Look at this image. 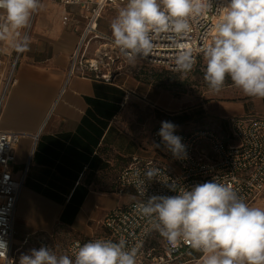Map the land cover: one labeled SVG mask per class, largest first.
Here are the masks:
<instances>
[{
  "label": "clouds",
  "instance_id": "9594fccd",
  "mask_svg": "<svg viewBox=\"0 0 264 264\" xmlns=\"http://www.w3.org/2000/svg\"><path fill=\"white\" fill-rule=\"evenodd\" d=\"M41 0H0V42L17 54L30 51V38L23 30ZM103 4L97 9V15ZM215 13L204 28L200 21ZM113 45L129 64L148 59L160 47L175 49L177 72L187 74L204 61L203 79L218 94L226 80L247 97L264 99V0H126L110 24ZM197 32L200 46L193 33ZM176 125L162 121L157 135L164 150L185 159L186 145L175 134ZM163 173L148 168L133 173L138 200L137 213L169 245L183 242L202 253L203 264H264V207L250 206L230 184L215 179L191 188L159 179ZM158 180L175 195L147 196L148 185ZM140 245L96 239L76 244L74 257L57 255L42 245L21 254L18 264H137ZM7 241L0 238V257H6Z\"/></svg>",
  "mask_w": 264,
  "mask_h": 264
},
{
  "label": "crops",
  "instance_id": "0c3cea01",
  "mask_svg": "<svg viewBox=\"0 0 264 264\" xmlns=\"http://www.w3.org/2000/svg\"><path fill=\"white\" fill-rule=\"evenodd\" d=\"M41 5L23 30L30 51L21 55L0 115L1 129L36 135L15 148L14 175L26 172L14 226L21 244L28 236L37 239L33 234L46 238L57 226L70 229L72 239L101 234L106 213L134 199L131 192L117 193L121 170L134 155L159 156L151 136L153 146H143L120 122L135 92L130 76L118 72L107 81L79 63L71 72L88 14L59 0ZM10 49L0 42L5 69ZM249 107L222 102L221 117L245 115Z\"/></svg>",
  "mask_w": 264,
  "mask_h": 264
},
{
  "label": "built area",
  "instance_id": "2783aa9c",
  "mask_svg": "<svg viewBox=\"0 0 264 264\" xmlns=\"http://www.w3.org/2000/svg\"><path fill=\"white\" fill-rule=\"evenodd\" d=\"M63 5L80 6L88 14V23L79 49L75 55L71 72L77 63L86 69L96 72L107 81L112 79L111 69L117 61H127L119 50L112 45L110 51L96 53V57L85 60V51L80 54L86 38L93 34L97 37V20L102 11L107 7L126 4V0H59ZM225 0H214V6H219ZM103 4V10L97 15V9ZM215 13H210L207 19H202L201 28L212 23ZM197 46H200L197 32H194ZM175 49L160 47L156 54L144 61L163 66L170 70L175 69ZM10 55L8 69H5L3 59L0 57V115L6 95L12 85L16 83L15 72L22 54L15 53L12 49L5 51ZM197 56V63L199 57ZM196 63V65H197ZM195 65V66H196ZM194 66V67H195ZM193 67V68H194ZM128 94L126 95V98ZM216 127L197 128L192 131L179 130L175 134L182 138L186 145L187 156L185 159H175L170 152L164 150L163 145L156 148L158 158H142L132 156L129 164L121 170L117 177V193L125 195L131 192L134 199L123 206H118L108 211L102 221L104 231L99 235L80 236L72 239L67 246V255L74 257L76 244L83 245L96 239H107L118 242L124 239L127 247L137 244L140 248L137 253V264H180L182 256L194 252L190 246L181 242L172 247L162 238L158 231L150 228L146 218L141 217L136 211V203L143 199L137 194L133 173L137 170L143 173L148 168H157L163 175L162 181L173 183L177 189L192 186L215 179L219 183L230 184L249 205L264 192V116L248 114L222 118ZM224 124V129L223 125ZM161 127L158 123L151 132L153 143H160L157 135ZM35 137L32 134L4 130L0 128V238L7 241L8 252L6 257H0V264H18L19 257L14 248V226L16 208L25 180V171L20 177L14 175L13 165L16 160L15 148L24 137ZM175 195L158 180L148 185L147 196ZM37 237L42 246L46 238ZM28 236L23 245L29 242Z\"/></svg>",
  "mask_w": 264,
  "mask_h": 264
},
{
  "label": "rangeland",
  "instance_id": "374dc122",
  "mask_svg": "<svg viewBox=\"0 0 264 264\" xmlns=\"http://www.w3.org/2000/svg\"><path fill=\"white\" fill-rule=\"evenodd\" d=\"M124 5L107 7L102 11L97 20L98 36L90 34L81 49V54L85 51L86 58H95L99 50L105 52L113 49L110 24ZM203 68L202 55L198 64L187 74L168 71L163 66L152 65L143 59H138L134 64L117 61L110 71L112 78L115 73L121 72V78L130 76L135 86V92L130 94L126 110L120 118L123 128L143 146H153L150 140L152 129L162 121H169L186 131L197 127H216L222 118H226L221 117L222 102H247L250 107L246 114L264 116L263 99L245 96L230 79L226 80L221 92L212 93L203 79ZM250 206L264 207V192ZM45 237L47 241L44 245L53 248L57 255H67L68 243L73 238L70 229L57 226L48 231ZM14 241L18 256L41 247L34 238L24 245L18 238ZM202 255L197 251L190 252L182 256L180 264H203Z\"/></svg>",
  "mask_w": 264,
  "mask_h": 264
},
{
  "label": "trees",
  "instance_id": "16d2710c",
  "mask_svg": "<svg viewBox=\"0 0 264 264\" xmlns=\"http://www.w3.org/2000/svg\"><path fill=\"white\" fill-rule=\"evenodd\" d=\"M198 64V63H197ZM165 69H167L168 71H173V70H170V69H168V68H166V67H164ZM263 102H264V99H263ZM222 121V120H221ZM223 126V129H224V124H222ZM177 126V125H176ZM177 129H179V130H183V129H181L179 126H177L176 127ZM197 128H204V127H197ZM197 128H193V129H191V130H188V132L189 131H192V130H195V129H197ZM186 131V130H185ZM116 190H118V186L116 185Z\"/></svg>",
  "mask_w": 264,
  "mask_h": 264
}]
</instances>
